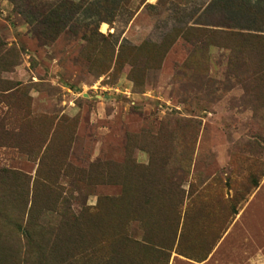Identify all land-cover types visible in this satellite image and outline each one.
Returning a JSON list of instances; mask_svg holds the SVG:
<instances>
[{"label":"rangeland","instance_id":"374dc122","mask_svg":"<svg viewBox=\"0 0 264 264\" xmlns=\"http://www.w3.org/2000/svg\"><path fill=\"white\" fill-rule=\"evenodd\" d=\"M263 168L264 0H0V264H264Z\"/></svg>","mask_w":264,"mask_h":264},{"label":"trees","instance_id":"16d2710c","mask_svg":"<svg viewBox=\"0 0 264 264\" xmlns=\"http://www.w3.org/2000/svg\"><path fill=\"white\" fill-rule=\"evenodd\" d=\"M218 32H220V31H218ZM203 44L204 43H199L197 49H202ZM238 47H240V44H237L235 49L237 50ZM251 143H253V144L256 143V140H252ZM259 175L260 176L264 175V168L260 171ZM256 185H257V180H253V182L251 184V188H255ZM233 213H235V211H233ZM33 227H34L33 225H29V226H26L24 228V233H23L24 236L23 237H24V239L26 241L25 246L27 248H32V243L35 240L34 238H35L36 234L33 235L32 231H31ZM19 228H20V226H17V229H19ZM123 241L126 242V243H129V244H135V245H139L141 247H145V248L149 247L150 248V246L147 247V246L144 245L145 243H147V241H145V240L138 241V240H133V239H130V238L123 237ZM142 243H143V245H142Z\"/></svg>","mask_w":264,"mask_h":264}]
</instances>
